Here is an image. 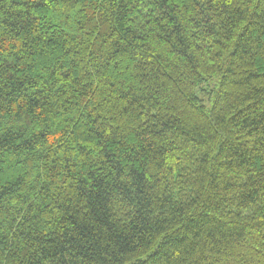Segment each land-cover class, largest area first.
<instances>
[{
    "label": "trees",
    "instance_id": "16d2710c",
    "mask_svg": "<svg viewBox=\"0 0 264 264\" xmlns=\"http://www.w3.org/2000/svg\"><path fill=\"white\" fill-rule=\"evenodd\" d=\"M0 264H264V0H0Z\"/></svg>",
    "mask_w": 264,
    "mask_h": 264
},
{
    "label": "rangeland",
    "instance_id": "374dc122",
    "mask_svg": "<svg viewBox=\"0 0 264 264\" xmlns=\"http://www.w3.org/2000/svg\"><path fill=\"white\" fill-rule=\"evenodd\" d=\"M207 108H208V106H207Z\"/></svg>",
    "mask_w": 264,
    "mask_h": 264
}]
</instances>
